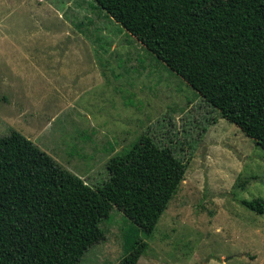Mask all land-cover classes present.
I'll use <instances>...</instances> for the list:
<instances>
[{"label": "rangeland", "instance_id": "1", "mask_svg": "<svg viewBox=\"0 0 264 264\" xmlns=\"http://www.w3.org/2000/svg\"><path fill=\"white\" fill-rule=\"evenodd\" d=\"M99 184L103 238L76 264H264V150L93 0H0V136ZM143 134L184 164L156 219L107 168ZM260 198L263 212L242 201ZM125 245V246H124Z\"/></svg>", "mask_w": 264, "mask_h": 264}, {"label": "trees", "instance_id": "2", "mask_svg": "<svg viewBox=\"0 0 264 264\" xmlns=\"http://www.w3.org/2000/svg\"><path fill=\"white\" fill-rule=\"evenodd\" d=\"M264 150V0H93ZM107 168L164 210L185 166L141 135ZM16 130L0 136V264H76L103 238L108 197ZM256 213L263 200H243ZM135 264L146 242H124Z\"/></svg>", "mask_w": 264, "mask_h": 264}]
</instances>
